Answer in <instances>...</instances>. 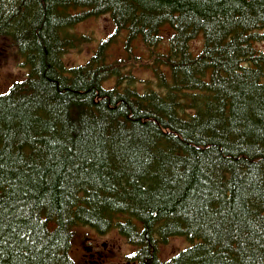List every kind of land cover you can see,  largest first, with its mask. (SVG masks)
<instances>
[{
	"label": "trees",
	"instance_id": "16d2710c",
	"mask_svg": "<svg viewBox=\"0 0 264 264\" xmlns=\"http://www.w3.org/2000/svg\"><path fill=\"white\" fill-rule=\"evenodd\" d=\"M104 15L147 51L146 88L111 38L64 65ZM262 31L264 0H0L27 70L0 93V264H74L77 227L117 228L135 264H264ZM169 237L190 244L161 261Z\"/></svg>",
	"mask_w": 264,
	"mask_h": 264
},
{
	"label": "rangeland",
	"instance_id": "374dc122",
	"mask_svg": "<svg viewBox=\"0 0 264 264\" xmlns=\"http://www.w3.org/2000/svg\"><path fill=\"white\" fill-rule=\"evenodd\" d=\"M71 33L81 38L78 47L67 50L62 61L66 67H73L84 64L87 59L95 51L96 47L102 41L111 38V44L108 47L109 62H114L126 58V68H129L135 77L138 90L147 87V83H151L153 79L152 73L145 63H148L147 51L139 41L134 42L133 49L130 54H126L123 50L122 41L123 33L114 36V26L109 16L87 17L77 24L71 30ZM264 33L263 31L261 32ZM163 42L159 48L160 51L165 49L167 37L169 36L168 28L161 31ZM162 41V40H161ZM202 45V38L196 37L190 42V49L197 53ZM10 43L6 40L0 41V93L6 92L12 84L22 81L27 70L22 66L21 59L16 55L15 51L9 48ZM255 49L264 52V41L258 42ZM141 61V62H140ZM106 86L111 87L113 81H108ZM154 85V84H153ZM152 85V86H153ZM122 217L119 218L122 221ZM118 221V220H117ZM87 239L91 243L98 240L99 244L106 243L109 248L114 246L113 250L117 251L120 256H126L132 261V257L136 252V248L129 245L126 239L119 233L118 229L112 227L105 233H99L89 227H77L74 229L73 241L70 249V256L74 264H88V258L83 256L82 246ZM189 242L183 237H169L165 241L158 243L157 254L161 261H167L177 255L181 250L189 246Z\"/></svg>",
	"mask_w": 264,
	"mask_h": 264
},
{
	"label": "flooded vegetation",
	"instance_id": "af4514ba",
	"mask_svg": "<svg viewBox=\"0 0 264 264\" xmlns=\"http://www.w3.org/2000/svg\"><path fill=\"white\" fill-rule=\"evenodd\" d=\"M113 248L114 246L109 248L104 242L100 245L98 240L91 243V240L87 239L82 246V251L83 256L88 258V264H135L127 260L126 256H120Z\"/></svg>",
	"mask_w": 264,
	"mask_h": 264
}]
</instances>
